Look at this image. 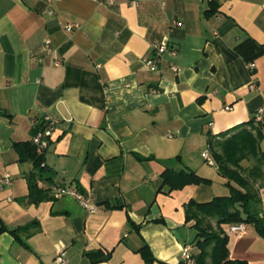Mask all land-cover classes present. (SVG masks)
Here are the masks:
<instances>
[{
  "label": "crops",
  "instance_id": "0c3cea01",
  "mask_svg": "<svg viewBox=\"0 0 264 264\" xmlns=\"http://www.w3.org/2000/svg\"><path fill=\"white\" fill-rule=\"evenodd\" d=\"M163 42L177 55L159 54ZM47 116L56 177L35 203L15 144ZM253 118L264 126V0H0V179L12 180L0 186V264H57L60 249L70 264L98 250L111 253L98 264H145L144 244L154 264H190L187 205L231 193L203 156L210 136ZM166 169L211 183L160 191ZM65 186L95 212L59 196ZM230 228L231 259L264 264L256 228Z\"/></svg>",
  "mask_w": 264,
  "mask_h": 264
},
{
  "label": "trees",
  "instance_id": "16d2710c",
  "mask_svg": "<svg viewBox=\"0 0 264 264\" xmlns=\"http://www.w3.org/2000/svg\"><path fill=\"white\" fill-rule=\"evenodd\" d=\"M46 121L36 124L33 136L47 129ZM210 136L212 159L219 174L227 180L230 195L215 197L208 202L191 201L186 207V219L193 221L196 230L195 247L192 254L194 264H248L232 260L230 257L227 226L245 223L253 225L264 238V219L262 216V192L258 187L264 178V126L253 118L251 121L236 126L225 132L217 140ZM20 153V161H30L33 172L29 176V199L39 203L51 198L50 190L39 187V181H54L55 172L46 166L47 148H42L33 141L15 144ZM248 165H245V163ZM211 180L203 178L191 171L166 169L162 173L160 191L180 190L188 185L210 184ZM57 189V194H58ZM3 230V229H2ZM15 235V231L13 232ZM145 264H154L156 257L151 248L144 244L139 250ZM91 264L110 260L111 253L102 250L86 254Z\"/></svg>",
  "mask_w": 264,
  "mask_h": 264
},
{
  "label": "built area",
  "instance_id": "2783aa9c",
  "mask_svg": "<svg viewBox=\"0 0 264 264\" xmlns=\"http://www.w3.org/2000/svg\"><path fill=\"white\" fill-rule=\"evenodd\" d=\"M49 1L58 2V1H61V0H49ZM160 1H162L164 4L166 2V0H160ZM110 2L113 3L114 0H110ZM76 27H78L77 24H68L67 25V30H68V32H72ZM168 51H170V53L173 56L177 55V51L175 49L169 50V46H168L167 42H163L158 47V53L159 54H165ZM147 64L152 70H156L157 69L156 63H155V61L153 59H148ZM250 66L252 68H254L255 64H251ZM173 69L175 71H179V68L177 66H173ZM252 88H254V86H252ZM262 113H263V109H260L259 112H258L257 119H259V120L261 119ZM46 122L48 124L47 129H45L42 132H39L34 138V142L36 144H38L40 147H42V148H47L50 145L51 140H52V135H53L55 126L58 123V120H56V119H54V118H52L50 116H47L46 117ZM203 156L207 159L209 164H212V165L214 164V161H213L212 157L207 152H205L203 154ZM11 183H12V180H11L10 177H6V178L0 179V186L11 184ZM58 195L59 196H66V195L73 196L74 198H76L81 203V205L84 208L90 210L91 212H95V210H96V208L79 191H77L76 189L71 188L70 186L60 187L59 190H58ZM245 229H246V224L245 223L234 224L230 228L231 232H234V233L243 232ZM183 257L190 264H194V261H193V258H192V254H191V248L189 246H186L184 248ZM56 263L57 264H70L65 251H63L61 249L58 251V255H57V258H56Z\"/></svg>",
  "mask_w": 264,
  "mask_h": 264
},
{
  "label": "rangeland",
  "instance_id": "374dc122",
  "mask_svg": "<svg viewBox=\"0 0 264 264\" xmlns=\"http://www.w3.org/2000/svg\"><path fill=\"white\" fill-rule=\"evenodd\" d=\"M245 165H248V163L246 162ZM195 235H196V232H194L193 238H194ZM193 238H192V239H193Z\"/></svg>",
  "mask_w": 264,
  "mask_h": 264
}]
</instances>
